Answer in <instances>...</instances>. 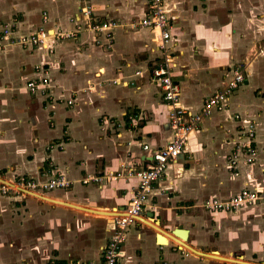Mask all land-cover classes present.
<instances>
[{"label":"crops","instance_id":"obj_1","mask_svg":"<svg viewBox=\"0 0 264 264\" xmlns=\"http://www.w3.org/2000/svg\"><path fill=\"white\" fill-rule=\"evenodd\" d=\"M90 2L93 18L117 24L110 40L86 28L79 0H0V34L5 25L13 26V36L81 26L72 38L50 37L48 47L0 48V179L41 182L63 174L70 180L67 188L44 194L0 193L1 264L98 263L114 215L126 208L137 184L134 176L111 175L140 168L171 139L163 90L151 75L162 53L156 33L139 24L148 0ZM163 2L182 106L200 110L238 64L244 81L154 182L140 216L124 232L119 264H264L263 202L232 211L201 205L242 187L264 191V0ZM43 77L45 92L30 93L26 82ZM248 122L254 123L258 154L251 164L241 161L235 176L228 155ZM148 219L175 237L182 238L173 232L178 226L188 229L185 241L195 252L235 261L197 254L172 239L160 243Z\"/></svg>","mask_w":264,"mask_h":264},{"label":"built area","instance_id":"obj_2","mask_svg":"<svg viewBox=\"0 0 264 264\" xmlns=\"http://www.w3.org/2000/svg\"><path fill=\"white\" fill-rule=\"evenodd\" d=\"M79 13L85 20L86 28L95 33H103L107 40L111 39L112 28L116 27L115 22H101L93 18V5L90 0H79ZM139 24L149 27L156 33L155 40L157 46L162 53L161 60L151 68L153 80L159 83L163 90V99L167 109V119L172 130L171 139L161 148L154 150L148 159H144L140 168L128 167L117 170L112 177H135L137 184L126 208L117 215H114V230L108 238L102 259L98 263L88 264H119L122 255L121 245L126 228L134 221L142 212L148 194L155 181L161 178L168 163L176 160L181 154L189 135L198 131L200 124L205 117L210 116L214 111H220L224 108L228 97L239 87L244 81L243 64L236 65L232 70V75L226 85L213 92L202 103L200 110L196 112L188 111L180 103V84L172 77V56L170 54V38L171 23L164 8L163 0H148V12ZM11 25H5L0 34V48L8 45H19L22 47L43 45L48 47V40L51 38L60 39L65 37H74L81 32V26H77L76 30H58L51 32L50 29L39 27L37 30L12 35ZM100 42L99 39H96ZM264 49L260 48L259 52L263 53ZM39 68V65L36 66ZM48 79L46 77L41 80H29L26 87L30 93L45 92L47 89ZM71 103V100H68ZM235 117H239L237 114ZM129 123L136 125V120L130 117ZM241 141L237 143L228 155L227 166L233 175L238 176L240 173V162L251 164L258 154L254 146L255 127L253 122H248L242 130ZM143 149H149L148 144H143ZM45 181H37L31 178H22L10 180L7 182L0 181L1 194H28L37 193L44 194L48 191L67 188L70 185L63 174L55 176L47 175ZM106 176H92L84 178L82 181L87 183L89 180L100 182ZM257 202L264 203V191L256 188L242 187L235 194L225 200L218 198H206L202 202V207L210 211H232L243 206H249ZM1 264V263H0Z\"/></svg>","mask_w":264,"mask_h":264},{"label":"bare ground","instance_id":"obj_3","mask_svg":"<svg viewBox=\"0 0 264 264\" xmlns=\"http://www.w3.org/2000/svg\"><path fill=\"white\" fill-rule=\"evenodd\" d=\"M8 183V181H5ZM44 198V197H43ZM60 201V200H58ZM71 204V203H70ZM85 206V205H84ZM97 209V208H96ZM89 211H92V212H95L97 214H100L101 216L103 215H113V214H116L115 212H106V211H102V210H89ZM109 211V210H108ZM93 214V213H92ZM145 222L147 224H149L151 227H154L155 229L158 230V232L160 233V236H159V242L160 243H167V240L168 239H172L173 241H175L177 244L180 245V247H185L186 249H189L191 251H194L193 248H190L189 246H187L186 244V241L184 238H179V237H175L173 234L171 233H168V232H164L162 229L159 228V226L157 224H154L152 223L151 221L148 220H145ZM177 236V235H176ZM169 242V241H168ZM195 252V251H194ZM198 254V252H195ZM196 255V254H195ZM208 257L212 258V259H217V260H220V261H235L233 260L232 258H226V257H223V256H220V255H217V254H208L207 255ZM207 258V257H206ZM248 264V263H247Z\"/></svg>","mask_w":264,"mask_h":264},{"label":"water","instance_id":"obj_4","mask_svg":"<svg viewBox=\"0 0 264 264\" xmlns=\"http://www.w3.org/2000/svg\"><path fill=\"white\" fill-rule=\"evenodd\" d=\"M0 181L5 182L4 180L0 179ZM173 232L177 235H179L180 237L184 238L185 240L187 239V234H188V229L183 228L182 226H178L176 229L173 230ZM199 252V251H197ZM202 253V252H199ZM203 255H208L210 253H202Z\"/></svg>","mask_w":264,"mask_h":264}]
</instances>
